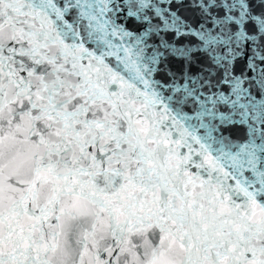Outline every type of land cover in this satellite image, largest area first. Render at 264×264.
I'll return each instance as SVG.
<instances>
[{
	"label": "snow or ice",
	"instance_id": "1",
	"mask_svg": "<svg viewBox=\"0 0 264 264\" xmlns=\"http://www.w3.org/2000/svg\"><path fill=\"white\" fill-rule=\"evenodd\" d=\"M0 264H264V0H0Z\"/></svg>",
	"mask_w": 264,
	"mask_h": 264
}]
</instances>
